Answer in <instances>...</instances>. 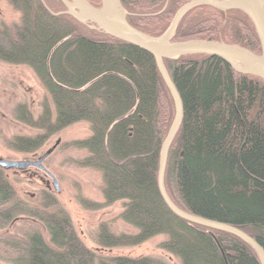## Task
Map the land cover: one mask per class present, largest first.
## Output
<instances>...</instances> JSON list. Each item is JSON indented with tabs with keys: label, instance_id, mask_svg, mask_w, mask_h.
Instances as JSON below:
<instances>
[{
	"label": "trees",
	"instance_id": "1",
	"mask_svg": "<svg viewBox=\"0 0 264 264\" xmlns=\"http://www.w3.org/2000/svg\"><path fill=\"white\" fill-rule=\"evenodd\" d=\"M95 8L100 0H86ZM136 30L161 36L175 13L192 0H119ZM18 25L0 29V61L29 67L52 102L33 119L25 107L16 118L42 131L16 138L18 152L32 153L51 135L86 123L90 136L73 145L86 153L83 168L100 174L103 205L122 204L120 219L134 234L96 236L102 249L138 246L164 235L159 248L180 264H260L239 237L175 216L157 184L161 145L175 116L173 98L154 58L92 24H81L60 0H7ZM212 41L261 47L241 11L200 5L177 24L172 42ZM163 64L180 96L182 120L167 153L163 185L182 212L229 225L264 250V82L236 73L221 59L198 55ZM51 199L25 208L0 170V221L32 218L48 239L33 233L13 240L11 264H163L151 258L101 256L86 248L66 213Z\"/></svg>",
	"mask_w": 264,
	"mask_h": 264
},
{
	"label": "rangeland",
	"instance_id": "2",
	"mask_svg": "<svg viewBox=\"0 0 264 264\" xmlns=\"http://www.w3.org/2000/svg\"><path fill=\"white\" fill-rule=\"evenodd\" d=\"M19 22L20 14L7 0H0V29L18 25ZM46 105L52 109L49 95L29 67L0 61V158L36 160L60 140L54 152L44 162L45 168L56 178L59 192L55 191L51 180L44 173L34 168L22 172L2 170L17 201L25 208H32L44 204L46 198L51 199L53 204L66 213L83 245L101 256L133 259L147 257L163 264H180L174 256L159 248L160 243L166 240L164 235L153 237L134 247L102 249L97 245L96 236L102 226L114 235L134 234L136 231L119 218L122 212L120 202L108 207L103 205L100 174L80 165L86 153L73 144L90 136L86 123L71 125L49 136L32 153L18 152L13 148L16 138H34L43 134L17 120V109L23 106L33 119H37ZM33 233L48 239L40 222L27 216H17L7 224L0 221V264H11L10 260L15 256L14 249L10 247L13 240L24 239Z\"/></svg>",
	"mask_w": 264,
	"mask_h": 264
},
{
	"label": "water",
	"instance_id": "3",
	"mask_svg": "<svg viewBox=\"0 0 264 264\" xmlns=\"http://www.w3.org/2000/svg\"><path fill=\"white\" fill-rule=\"evenodd\" d=\"M100 1L101 7L95 8L86 0H60L66 8L65 14L70 15L77 22L92 24L94 29L103 31L117 40L131 44L150 54L154 58L157 69L175 104V116L161 145L159 158L157 184L163 202L175 216L184 221L239 237L256 252L260 264H264V250L251 237L229 225L205 220L182 212L171 202L163 185L168 149L180 127L183 113L180 96L163 64V60H177L184 56L198 55L215 57L226 62L236 73L254 76L264 82V0H192L175 13L169 27L159 37L146 35L130 26L126 20L127 11L119 0ZM200 5L209 6L221 12L237 10L244 13L254 26L260 43L261 54L256 55L241 46L212 41L189 40L172 42L181 17L190 9ZM59 143L60 140L58 139L50 149L36 160L16 161L0 158V170L22 172L29 168H34L44 173L51 180L55 191L59 192L56 178L44 166V162L54 152Z\"/></svg>",
	"mask_w": 264,
	"mask_h": 264
}]
</instances>
